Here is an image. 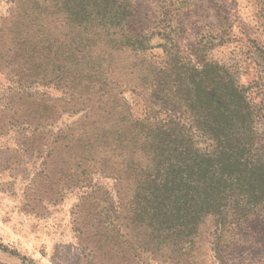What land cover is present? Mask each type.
I'll use <instances>...</instances> for the list:
<instances>
[{"label":"trees","instance_id":"1","mask_svg":"<svg viewBox=\"0 0 264 264\" xmlns=\"http://www.w3.org/2000/svg\"><path fill=\"white\" fill-rule=\"evenodd\" d=\"M8 2L15 14L9 17L10 27L20 43L17 73L31 79V64L38 61L41 81L63 85L72 98L65 109L95 102L74 100L79 96L74 71L89 59L85 50L99 45L141 58L137 96L144 115L135 118L123 91L107 98L104 107L119 118L96 132L97 167L86 150L77 151L61 136L36 132L25 138L36 159L48 158V152L63 158V167L48 184L52 194L73 183L87 190L80 207L101 208L96 219L113 226L116 239L133 235L129 250L149 249L159 264H194L206 239H222L255 217L264 220V130L257 128L262 110L225 67L206 60L212 38L184 53L173 34H149L134 27L133 0ZM153 36L162 42L153 46ZM31 42L40 50L38 56H22L21 48ZM155 48L160 56L149 53ZM101 89L102 84L91 82L83 94L91 98ZM43 115L37 128L49 123L47 112ZM90 115L91 110L68 132L89 131ZM95 175L113 181L114 198L93 183Z\"/></svg>","mask_w":264,"mask_h":264},{"label":"rangeland","instance_id":"2","mask_svg":"<svg viewBox=\"0 0 264 264\" xmlns=\"http://www.w3.org/2000/svg\"><path fill=\"white\" fill-rule=\"evenodd\" d=\"M133 1L134 27L149 34H173L184 53L198 41L210 42L212 38L214 45L204 57L225 67L238 86L248 90L255 107L262 110L257 128L264 130V0ZM11 13L8 0H0V264H159L156 253L149 249L129 250L126 245L134 247L133 235L116 239L113 226L96 219L101 208L80 207L87 190L73 183L52 194L48 184L63 167V158L48 152V158L36 159L32 144L25 140L36 132H51L54 138L61 136L65 144L71 142L77 151L86 150L91 155L89 161L97 167L94 152L100 134L96 132L111 127L113 119L119 118L118 113L110 116L104 107L110 102L107 98L123 91L135 118L144 115L137 96L141 58L134 53L103 50L99 45L85 50L89 59L77 64L74 71L79 90L74 100L78 104L95 102L87 108L65 109L72 98L63 85L41 81L38 61L31 64L35 73L31 79L26 73L21 79L17 73L20 43L10 27L15 15ZM160 42V37L153 36V46ZM33 46L32 42L23 46L22 56H38L40 50ZM149 53L160 56L161 50ZM91 69L96 72L90 75ZM91 82L102 84V92L94 91L88 98L83 91L91 88ZM90 110L89 131L68 132L73 124L83 122ZM43 112L49 115V123L37 128ZM93 183L113 197V181L95 175ZM223 235L222 239H206L194 264H264L263 219L255 217Z\"/></svg>","mask_w":264,"mask_h":264}]
</instances>
